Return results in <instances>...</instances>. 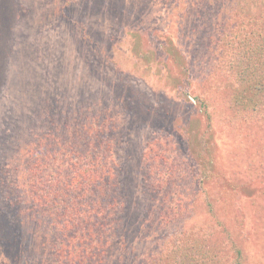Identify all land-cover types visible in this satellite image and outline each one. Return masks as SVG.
Instances as JSON below:
<instances>
[{
	"label": "rangeland",
	"instance_id": "obj_1",
	"mask_svg": "<svg viewBox=\"0 0 264 264\" xmlns=\"http://www.w3.org/2000/svg\"><path fill=\"white\" fill-rule=\"evenodd\" d=\"M0 264H264V0H0Z\"/></svg>",
	"mask_w": 264,
	"mask_h": 264
}]
</instances>
